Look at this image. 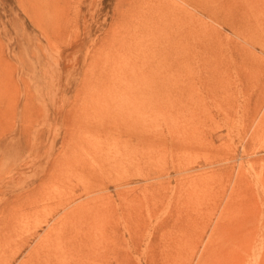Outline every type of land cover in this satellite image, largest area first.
Segmentation results:
<instances>
[{
	"label": "rangeland",
	"instance_id": "1",
	"mask_svg": "<svg viewBox=\"0 0 264 264\" xmlns=\"http://www.w3.org/2000/svg\"><path fill=\"white\" fill-rule=\"evenodd\" d=\"M162 4L0 0V264H264V0Z\"/></svg>",
	"mask_w": 264,
	"mask_h": 264
},
{
	"label": "bare ground",
	"instance_id": "2",
	"mask_svg": "<svg viewBox=\"0 0 264 264\" xmlns=\"http://www.w3.org/2000/svg\"><path fill=\"white\" fill-rule=\"evenodd\" d=\"M220 0H186L187 3H189L188 5H191L193 8V10L190 11H184V10H180V8H175V9H171L168 6H165V4H162L161 6L159 5V7H156V10L158 12H161L162 18L163 20H168V22H172V23H176V26L178 24V28L171 34L172 36H169L168 34H166L164 36V39L167 40L168 43V47H176V48H172L174 51L178 52V49L181 48V51H183L184 48V43L183 46L178 45L176 43L177 38L178 39H182V37H185V50L184 53L186 54V57L193 59L195 62L199 61V56L202 54V50H201V44H203V42L205 41L203 36L205 37L206 34V29L207 26L205 25V23L202 21H199L198 15H196L197 13L200 14H204L205 16L209 17L210 19H214L216 16V9H217V5L218 2ZM234 3L238 2V0H232ZM201 16V15H200ZM201 18V17H200ZM247 18V17H246ZM202 19V18H201ZM209 19V20H210ZM219 19V18H218ZM162 20V19H161ZM207 20V19H206ZM215 20V19H214ZM212 20V21H214ZM227 20V19H226ZM210 22V21H209ZM225 22V21H224ZM255 22V21H254ZM167 23V22H166ZM208 23V22H207ZM234 24V23H231ZM170 25V23H169ZM209 25V23H208ZM213 25V24H212ZM228 26V25H227ZM250 26V25H249ZM209 27V26H208ZM213 27V26H212ZM211 28V27H210ZM232 28V27H230ZM236 28V27H235ZM240 28V27H239ZM262 28V27H261ZM261 28L258 27V29L260 30ZM233 29V28H232ZM232 32V31H231ZM260 32H264V29H262V31ZM235 34V33H234ZM215 35V34H214ZM213 35V36H214ZM236 35V34H235ZM207 36V35H206ZM217 36V35H216ZM219 36V34H218ZM217 36V37H218ZM238 36V35H237ZM264 36V35H262ZM211 37V36H210ZM222 37V36H221ZM213 38V37H212ZM259 38V37H258ZM221 39V38H220ZM237 39V38H236ZM235 39V40H236ZM239 39V38H238ZM243 39V38H242ZM253 39V38H252ZM207 40V39H206ZM262 40V39H259ZM237 41V40H236ZM235 41V42H236ZM247 41V40H246ZM258 41V40H257ZM255 39V43L259 44ZM217 42V41H216ZM215 42V43H216ZM225 42V41H224ZM243 42V41H242ZM254 42V39H253ZM262 42V41H261ZM211 43V42H209ZM220 43V41H219ZM228 43V42H227ZM234 43V42H232ZM244 43V42H243ZM254 43V44H255ZM177 44V45H176ZM222 44V43H221ZM237 44V43H236ZM253 44V43H252ZM251 44V46H252ZM253 44V45H254ZM249 45V44H248ZM256 45V44H255ZM262 45V44H261ZM211 46V45H209ZM221 46V45H220ZM223 46V45H222ZM244 46V45H243ZM213 47V46H212ZM231 48V46H229ZM239 47V46H238ZM246 47V46H245ZM249 47V46H248ZM247 47V48H248ZM254 47V46H253ZM252 47V48H253ZM256 47V46H255ZM216 48V47H214ZM228 48V47H227ZM234 48V47H233ZM241 48V46L239 47ZM203 49V48H202ZM249 49V48H248ZM180 50V49H179ZM243 50V48H242ZM251 50V49H250ZM253 50V49H252ZM210 51V50H209ZM255 51V50H254ZM242 52V51H241ZM247 53V51L245 52ZM250 53V51H249ZM258 53V52H257ZM256 53V54H257ZM176 54V52H175ZM213 54V52H212ZM221 55V54H220ZM234 55V54H233ZM240 55V53H239ZM229 56V55H228ZM244 56V55H243ZM232 57V56H230ZM237 57V56H235ZM234 57V58H235ZM241 57V56H240ZM260 57V56H259ZM208 59V58H207ZM213 59V58H212ZM209 60V59H208ZM239 60V59H238ZM241 60V59H240ZM239 60V61H240ZM207 61V60H205ZM213 62V60H211ZM210 61V63H211ZM215 61V59H214ZM218 61V60H217ZM247 61V60H246ZM204 62V61H203ZM202 62V64H203ZM208 62V61H207ZM206 62V63H207ZM235 62V61H234ZM248 62V61H247ZM205 63V64H206ZM209 62L206 64H210ZM215 63V62H214ZM225 63V62H224ZM190 64V63H189ZM203 64V66L205 65ZM213 64V63H212ZM231 64V63H230ZM239 64V63H238ZM192 65V64H191ZM211 65V64H210ZM249 65V64H248ZM218 66V65H217ZM231 66V65H229ZM214 67V66H212ZM225 68V67H222ZM228 68V67H227ZM231 72H232V68L233 67H229ZM238 70V69H237ZM241 70V69H240ZM218 72V71H217ZM223 72V71H222ZM241 72V71H240ZM246 72V70H245ZM227 73V72H226ZM243 73V71H242ZM241 75V74H240ZM231 76V75H230ZM234 76V75H233ZM232 76V78H233ZM243 76V75H242ZM241 76V77H242ZM239 76V78H241ZM237 78V77H236ZM243 79V78H242ZM246 79V77H245ZM245 79H243V81L245 82ZM225 81V80H224ZM238 81V80H237ZM242 81V80H240ZM224 83V82H223ZM246 83V82H245ZM243 84V83H242ZM246 85V84H245ZM248 85V83H247ZM229 86V85H227ZM235 86V85H234ZM246 87V86H245ZM230 88V87H229ZM227 88V89H229ZM219 90V89H218ZM225 90V89H224ZM222 91V90H221ZM229 92V91H228ZM220 93V92H219ZM222 93V92H221Z\"/></svg>",
	"mask_w": 264,
	"mask_h": 264
}]
</instances>
